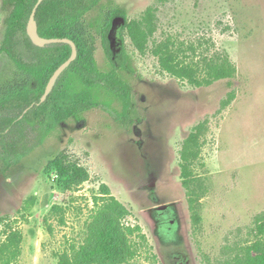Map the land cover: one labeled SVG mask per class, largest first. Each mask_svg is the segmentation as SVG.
<instances>
[{
  "label": "rangeland",
  "instance_id": "374dc122",
  "mask_svg": "<svg viewBox=\"0 0 264 264\" xmlns=\"http://www.w3.org/2000/svg\"><path fill=\"white\" fill-rule=\"evenodd\" d=\"M115 5L126 9L129 20H141L150 9L155 27L144 54L119 19L111 38L114 54L123 46L135 69L130 129L101 108L79 122L63 123L57 135L23 159L20 170L10 177L0 173V228L18 219L19 264H58L57 255L84 244L88 223L108 196L101 188L106 184L131 212L124 224L141 228L131 236L136 255L124 264H170L168 255L161 259L142 212L173 201L181 203L194 263L224 262L242 246L264 241L258 228L264 221V0H102L72 32L100 63L105 52L99 14ZM8 13L0 0V46ZM170 39L185 60L201 66L206 58L228 54L235 76L194 86L170 75L152 52ZM18 82L39 87L0 53V93ZM230 92L235 97L224 105ZM199 126L186 185L182 151ZM62 151L90 172L79 190L66 188L55 171L46 172ZM32 195L36 201L25 221L20 210ZM54 206L60 208L52 211Z\"/></svg>",
  "mask_w": 264,
  "mask_h": 264
},
{
  "label": "trees",
  "instance_id": "16d2710c",
  "mask_svg": "<svg viewBox=\"0 0 264 264\" xmlns=\"http://www.w3.org/2000/svg\"><path fill=\"white\" fill-rule=\"evenodd\" d=\"M101 1L44 0L39 5L36 20L40 35L69 37L78 48L77 58L61 74L47 99L40 103L50 77L71 55V46L66 43H52L45 47L35 45L27 33V24L37 0H3V7L9 13L5 18L6 33L0 53L7 54L28 78L35 79L39 85L37 90H31L18 82L15 88L0 93V173L3 176L10 177L20 170L23 159L48 138L57 135L63 123L79 122L94 108L103 109L114 120L123 122L125 129H130L135 115V69L131 55L123 46L119 54H114L111 38L116 33L119 19L122 30L127 31L134 46L144 54L149 36L155 29L153 13L148 9L141 20H129L126 9L115 5L99 14L97 32L105 52L104 61L100 63L92 49L81 44L72 32ZM173 46V40H166L156 44L152 52L163 70L191 85H211L217 80H230L236 74V66L228 54L218 53L206 58L201 66L185 60L183 51ZM234 97L235 94L230 92L224 105ZM200 130L199 126L191 133L182 151V175L186 185L191 175L190 157L196 154L192 148L197 144ZM51 171H55L62 178L61 183L70 190H79L90 180L88 169L66 151L49 162L46 172ZM101 188L108 196L88 223L84 244L72 254L57 255L58 264H124L136 255L131 236L141 229L140 226L125 225L123 219L131 214L130 210L110 192L108 185L102 184ZM35 201L36 196L32 195L24 202L20 210L23 220L28 221ZM59 208L54 206L52 211ZM199 219L196 213L194 220ZM17 220L5 221L0 228V264H19L23 233L15 226ZM258 228L264 232V221ZM217 264H264V241L257 239L242 246L232 258Z\"/></svg>",
  "mask_w": 264,
  "mask_h": 264
},
{
  "label": "flooded vegetation",
  "instance_id": "af4514ba",
  "mask_svg": "<svg viewBox=\"0 0 264 264\" xmlns=\"http://www.w3.org/2000/svg\"><path fill=\"white\" fill-rule=\"evenodd\" d=\"M151 208L145 209L142 213L150 224L161 259L164 260L168 255L170 264H195L180 201L169 202V206L162 210Z\"/></svg>",
  "mask_w": 264,
  "mask_h": 264
},
{
  "label": "water",
  "instance_id": "95a60500",
  "mask_svg": "<svg viewBox=\"0 0 264 264\" xmlns=\"http://www.w3.org/2000/svg\"><path fill=\"white\" fill-rule=\"evenodd\" d=\"M43 1L44 0H37L32 12H31V15L29 17V21L27 24V33H28L30 39L32 40V42L35 45L40 46V47H45V46L52 44V43L69 44L71 46V55L69 56V58L66 61H64L54 71V73L50 77V79L46 85L45 91L41 97L40 103H43L47 99L48 95L53 90V88L56 85L57 80L59 79L61 74L71 65V63L77 58V55H78L77 44L73 39H71L69 37L47 38V37L40 35L39 30H38V23L36 20V12H37L39 5ZM120 28H121V26L118 28V31H117V35L119 38H121ZM168 206H169V203H163V204H159V205L152 207L151 210H162V209H166ZM187 237H188V235H187Z\"/></svg>",
  "mask_w": 264,
  "mask_h": 264
}]
</instances>
